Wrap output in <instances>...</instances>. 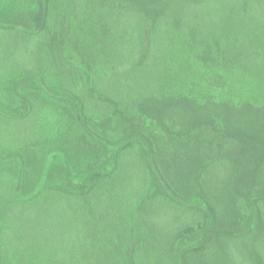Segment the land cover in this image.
Masks as SVG:
<instances>
[{
  "label": "rangeland",
  "instance_id": "rangeland-1",
  "mask_svg": "<svg viewBox=\"0 0 264 264\" xmlns=\"http://www.w3.org/2000/svg\"><path fill=\"white\" fill-rule=\"evenodd\" d=\"M11 1L0 10V264L56 259L54 246L70 242L65 210L49 219L43 208H51L30 206L28 183L14 184L24 168L26 177L37 174L49 145L87 146L55 103L66 82L94 105L106 102L92 109L89 129L151 135L176 191L198 193L183 217L203 209L210 223L187 237L185 264H264V0H168L143 36L140 24L151 16L144 0H110L104 11L95 1L61 0L51 24L45 1ZM63 3L75 9L70 23L87 22L83 44L82 33L57 32ZM96 81L105 87L97 91Z\"/></svg>",
  "mask_w": 264,
  "mask_h": 264
},
{
  "label": "trees",
  "instance_id": "trees-1",
  "mask_svg": "<svg viewBox=\"0 0 264 264\" xmlns=\"http://www.w3.org/2000/svg\"><path fill=\"white\" fill-rule=\"evenodd\" d=\"M44 1V19L51 24L54 13L60 11H57V6H61V0H27V4ZM88 1H95L97 9L104 11L110 0ZM166 1L144 0L140 3L149 12L146 17L151 15L148 22L140 24V36L148 29L150 34L156 29L157 16L161 12L164 15L168 5ZM69 4H62L61 28L57 23L54 25L58 33L62 31L64 39L72 36L74 31L78 36L84 34L80 36L82 42L78 41L80 45L87 38V22L83 18V21L78 19L79 25L70 23L68 13L73 5ZM11 6V0H0V10L8 12ZM90 11L88 6V15ZM103 13L111 14L108 11ZM113 33L116 34L114 30ZM92 54L85 58L95 60L96 56ZM111 67L110 64L107 72L114 75L115 69L111 70ZM64 73L67 74L65 78L78 79L75 74ZM107 75H99L98 81ZM105 85L96 81L94 86L98 91ZM77 90L73 82L63 83L55 103L62 109L66 121L70 120L68 122L74 132L72 137L88 140L87 146H81L79 141L66 146L62 142L57 147L49 145L43 153L44 158L34 166L37 174L26 177L27 168H24L14 182L17 190L21 183H28L32 208H51H43L46 210L43 213L53 219L61 207L65 210V219H69L67 233L70 242L54 246L56 259L38 260L32 254L28 264H185V252L192 245L186 242L187 237L196 232L203 233L210 223V216L203 209H195L189 218L183 217L187 205L199 202L198 193L185 196L176 191L156 162L159 148L151 135L105 134L89 129L94 115L92 109L100 106V110L106 102L94 105L90 94L83 95ZM248 109L254 110V107L250 105ZM234 112L244 113L240 110ZM47 128L45 132L49 138L55 139L49 123ZM151 130L156 133L157 128L153 126ZM176 148L179 152L189 149L188 146ZM56 153L62 154L63 158L52 161L50 156ZM209 245L204 244L199 249H208ZM59 248L61 254H57ZM180 251L183 252L179 258ZM15 264L24 263L19 261Z\"/></svg>",
  "mask_w": 264,
  "mask_h": 264
},
{
  "label": "flooded vegetation",
  "instance_id": "flooded-vegetation-1",
  "mask_svg": "<svg viewBox=\"0 0 264 264\" xmlns=\"http://www.w3.org/2000/svg\"><path fill=\"white\" fill-rule=\"evenodd\" d=\"M26 2H27V0H26Z\"/></svg>",
  "mask_w": 264,
  "mask_h": 264
}]
</instances>
